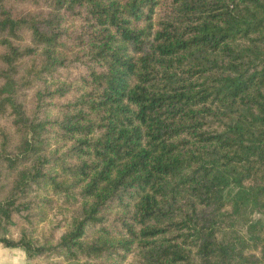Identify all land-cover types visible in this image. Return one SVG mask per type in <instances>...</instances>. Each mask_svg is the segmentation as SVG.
I'll list each match as a JSON object with an SVG mask.
<instances>
[{
    "label": "trees",
    "instance_id": "obj_1",
    "mask_svg": "<svg viewBox=\"0 0 264 264\" xmlns=\"http://www.w3.org/2000/svg\"><path fill=\"white\" fill-rule=\"evenodd\" d=\"M0 48V225L40 197L66 216L58 239L0 245L33 264H264V0H0Z\"/></svg>",
    "mask_w": 264,
    "mask_h": 264
},
{
    "label": "rangeland",
    "instance_id": "obj_2",
    "mask_svg": "<svg viewBox=\"0 0 264 264\" xmlns=\"http://www.w3.org/2000/svg\"><path fill=\"white\" fill-rule=\"evenodd\" d=\"M7 7L10 8L16 15L23 14H32L34 16H46L47 9L41 7L40 5L33 4H22V3H6ZM1 51V48H0ZM23 101L28 113L32 111L33 107V92L29 91L23 97ZM54 135V134H53ZM55 137H51V148L55 149L56 146H61V143H58L54 139ZM57 139V138H56ZM58 140V139H57ZM9 180V179H8ZM7 180V181H8ZM52 196V194H49ZM54 198V197H52ZM54 199L53 206H45L41 204L44 201L43 197H40L38 201L41 205V208L38 209V205H36L35 209H33L29 214L31 215L30 220H27L23 217L14 216L12 223L7 226L0 225V239L1 238H9L10 240L19 241L22 236L30 235L35 240L44 241L50 238L58 239L61 234L65 231V227L62 228L58 224L63 222L66 218L65 215L62 214V202ZM67 215V214H66ZM258 217V215L254 212H250L249 215L240 225V229L245 231L247 225L249 224L251 219ZM133 263V258H131L128 264ZM33 264V263H32Z\"/></svg>",
    "mask_w": 264,
    "mask_h": 264
},
{
    "label": "crops",
    "instance_id": "obj_3",
    "mask_svg": "<svg viewBox=\"0 0 264 264\" xmlns=\"http://www.w3.org/2000/svg\"><path fill=\"white\" fill-rule=\"evenodd\" d=\"M0 264H32L24 248H5L0 245Z\"/></svg>",
    "mask_w": 264,
    "mask_h": 264
}]
</instances>
